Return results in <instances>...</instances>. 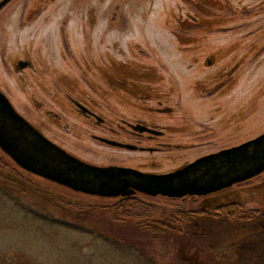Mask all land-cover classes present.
Masks as SVG:
<instances>
[{"label": "rangeland", "instance_id": "1", "mask_svg": "<svg viewBox=\"0 0 264 264\" xmlns=\"http://www.w3.org/2000/svg\"><path fill=\"white\" fill-rule=\"evenodd\" d=\"M21 59L32 65L15 67ZM0 90L81 159L171 171L264 132V0H9L0 8ZM69 95L103 120L80 114ZM125 121L161 134L132 133ZM0 157L34 184L36 199L18 197L37 215L23 218L0 199V214L23 222L0 232V255L21 260L25 252L36 264H207L195 240L211 246L212 233L238 264L264 262V234H250L253 224L211 219L197 230L196 220L185 228L176 216L211 198L264 213V170L206 195L101 196L38 176L1 149Z\"/></svg>", "mask_w": 264, "mask_h": 264}, {"label": "water", "instance_id": "2", "mask_svg": "<svg viewBox=\"0 0 264 264\" xmlns=\"http://www.w3.org/2000/svg\"><path fill=\"white\" fill-rule=\"evenodd\" d=\"M9 0L0 2V7ZM139 130H152L141 124ZM101 140L135 148L101 137ZM0 149L22 168L74 190L101 196L139 190L172 197L204 195L253 177L264 170V132L238 145L212 152L171 171L154 173L131 166L97 165L49 140L0 90Z\"/></svg>", "mask_w": 264, "mask_h": 264}, {"label": "trees", "instance_id": "3", "mask_svg": "<svg viewBox=\"0 0 264 264\" xmlns=\"http://www.w3.org/2000/svg\"><path fill=\"white\" fill-rule=\"evenodd\" d=\"M33 185L34 184L27 176L23 175L21 172H18L14 167H11L7 161L0 157V199H5L13 208L16 207L19 210L18 213L24 211V214L22 213L23 216H21L23 218H26V216L30 217L29 215L37 218L36 213L33 212L30 207L22 205L18 197L19 194H23L36 199L34 191L31 190L33 189ZM128 199L132 198L126 197L119 200L117 203V208H122V206L128 205L126 204V201H130ZM194 199L195 198L190 197L189 202L193 203L195 201ZM208 208H211L212 210L208 211ZM90 209L94 208H88L87 212L90 211ZM259 212L260 211L257 209L245 210L243 209L241 203L235 200L217 202L211 198L206 200L202 207L196 208L194 210L190 209L188 211H177L176 216L179 217L182 222L186 223V225H183L185 228H189L188 225H190V222L196 220L197 230H202V222H209L211 219H217L224 222L242 221L245 223H251L254 227L252 228L250 234H264V213ZM13 217H15L14 214H0V232L10 231L11 229L15 231L23 227V222H19L17 219L13 221ZM215 238L216 237L211 233V246L206 245L205 243L204 246L199 239L195 240V244L197 246H202L203 249L207 250V253L210 254L207 264H238L237 259L235 260L233 257L223 254L224 252L221 251L222 244L220 240L212 241ZM22 256L24 259L22 258L21 260H15L14 255H10L8 252H3L0 255V264H36L31 259H25V252H22ZM259 258H262V256L255 257V259ZM262 264H264V262Z\"/></svg>", "mask_w": 264, "mask_h": 264}, {"label": "flooded vegetation", "instance_id": "4", "mask_svg": "<svg viewBox=\"0 0 264 264\" xmlns=\"http://www.w3.org/2000/svg\"><path fill=\"white\" fill-rule=\"evenodd\" d=\"M39 11V9H36L34 11V13L32 15H36L37 12ZM31 17V16H30ZM32 63L30 62V60H26V59H21L19 60L16 64H15V67L17 68H23V67H26V66H31ZM122 82V80H120ZM114 84V85H113ZM125 84V83H123ZM108 85L110 87H116V86H122L119 83H114L113 80H110V82H108ZM126 85V84H125ZM70 101L75 104L78 108V111L80 112V114L82 115H85V116H90L91 118L94 117L95 119H97L99 122H101L103 120V117H101L94 109H92L90 106H88L87 104H85L83 101H81L80 99H77L75 97H72L71 95L68 96ZM126 124L128 125L130 131L132 133H143V132H147L151 135H158V134H161L160 133V130L154 128L153 126H149L146 122L144 123L143 121H138L136 123H133V122H127L125 121ZM138 124H141L143 126H146L148 127L149 129H152V130H146V129H143V130H139V128H135V125H138ZM34 126V125H33ZM35 127V126H34ZM36 128V127H35ZM38 129V128H36ZM139 131H142V132H139ZM102 136H97L98 139H100ZM101 140V139H100ZM103 141V140H102ZM123 147V146H122ZM122 166H125V165H122Z\"/></svg>", "mask_w": 264, "mask_h": 264}]
</instances>
